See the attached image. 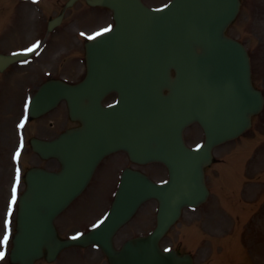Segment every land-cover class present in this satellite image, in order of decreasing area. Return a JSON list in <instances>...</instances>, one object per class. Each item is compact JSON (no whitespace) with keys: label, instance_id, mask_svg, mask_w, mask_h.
Masks as SVG:
<instances>
[{"label":"water","instance_id":"1","mask_svg":"<svg viewBox=\"0 0 264 264\" xmlns=\"http://www.w3.org/2000/svg\"><path fill=\"white\" fill-rule=\"evenodd\" d=\"M187 4L191 7L180 14L178 12L172 26L159 30L154 38H143L142 45H136V51L131 46L136 57L129 53V58L127 53L118 86L122 96L120 113L129 109V98L125 97L133 93L131 106L135 105L134 110L149 113L146 119L155 121L158 129L153 134L154 143L146 147L145 152L168 160L173 180L163 185L145 180L126 183L120 199H124L122 194H125L128 203L119 199L113 218L104 227L82 238L61 242L52 219L86 184V176L76 180L80 164L85 159L78 156L68 163L61 177L43 176L46 180L56 179L52 181L54 184L42 185L36 190L31 187L23 196L19 232L12 253L14 261L32 264L42 255L43 246H47L53 257L62 245L95 240L101 244L112 264H182L173 252H162L158 240L178 217L182 205L195 203L200 194H206L203 165L210 160V146L240 132L248 124L250 113L260 109L263 101L261 94L250 88L249 62L245 52L219 32L218 26L224 21L215 23L207 38H196L198 30L192 28V23L198 22L200 8L205 6L199 5L197 0H177L172 12L176 13L179 6ZM187 16L189 22L185 20ZM181 25H185L182 30ZM187 32V38H195V48L188 54L174 48L169 39L186 38ZM118 33L119 30L115 34ZM14 58L0 54V67ZM172 66L178 69L177 79L169 73ZM164 87L171 90L169 96L162 95ZM192 119L202 122L208 141L201 149L189 153L180 132L183 123ZM148 194H157L161 200L159 226L148 237L134 239L122 250H115L110 222L126 218ZM117 211H123L120 217H117Z\"/></svg>","mask_w":264,"mask_h":264},{"label":"rangeland","instance_id":"2","mask_svg":"<svg viewBox=\"0 0 264 264\" xmlns=\"http://www.w3.org/2000/svg\"><path fill=\"white\" fill-rule=\"evenodd\" d=\"M259 0H255V4L258 3ZM259 4V3H258ZM261 7L257 9V11L259 10L258 16L259 19L257 20V22L255 23V29L257 32V66H258V73L261 76L260 77V82L263 83V79L262 77H264V21L263 22H259L260 18L263 19L264 18V0H261V4H259ZM256 11V12H257ZM91 17L87 20L84 21V25H91L93 22L99 20L100 18L103 17V15H97L95 11H91ZM241 25L239 26V28L236 29V32L245 36H247V32L250 31L251 28V16H248V14L246 15V13L244 12L241 16ZM247 41L250 40L249 37L247 38H243ZM5 38H2V40L0 41V44H2L4 47L3 49H7V48H12L14 49L15 47L12 46L14 41L12 38H10L9 40H7V43H5ZM13 41V42H10ZM14 47V48H13ZM14 82H11L7 85V88L9 87V91L11 94L15 93V86L12 84ZM258 122H259V127H258V131L261 132L264 135V112L263 115H261L258 118ZM200 129L198 126H194L193 128V135L191 136V141L195 144L197 142H199L202 139V134L200 135ZM235 147L238 148V146L236 144H234ZM9 156H6V159L3 160L2 158H0V164H4V165H8L9 163ZM256 163L258 164L257 168L255 169V171L261 169L264 167V152L259 154ZM162 175V174H161ZM249 177H255L251 172L247 174ZM259 179V178H257ZM261 180V179H260ZM11 181V168H10V175H6L3 178H0V194H5V192L7 191L6 188H1V186L5 183H8ZM219 185H217L218 187ZM229 190V189H227ZM264 191V189H262L261 186H259L258 184H254V185H250L247 187H244L243 189V194H262ZM96 194H103V188L98 189V192ZM7 196V195H6ZM104 196V195H103ZM102 196L99 197L97 199V203L94 206V204H91L88 206V204L79 202L77 204V206H75L71 212L67 213L65 216H69L66 218V221L71 219L69 224H64L62 223L61 225V230L64 234L67 233H72L74 232L77 225L83 221V220H87L91 217H93L94 215H96V211H100L103 207L102 204ZM83 204V205H81ZM6 205V202H3L1 208H0V231L2 230L3 227V217H4V207ZM94 206V208H93ZM141 213V212H140ZM191 214L190 212H186L185 216L182 220V222L180 223V225L176 226L172 231L171 234L168 236L167 239H172V240H177V239H182V237H187L188 234V229L190 228V222H192V220L190 219ZM202 219H206L208 220V223H210L208 225V227H220V225L222 224V222H224V217H221L220 215V210L218 206H215L212 208V212L210 213V215H202L201 216ZM141 219H143V223L141 222V220H138V222H134L133 224H131L130 226H128L127 228H124V232L123 235L128 236V235H132L135 234L138 231H146L148 229H150L153 225H154V209H153V205L152 204H147L146 208L143 209L140 217ZM5 219V217H4ZM93 221V220H92ZM203 221V220H202ZM141 223V224H140ZM204 228L200 227V229H198L199 234L204 235ZM206 231V230H205ZM2 232H0L1 235ZM191 238V237H190ZM0 239H2V236H0ZM188 239V238H187ZM121 242H119L120 244ZM0 251H4V246L0 245ZM5 261L3 262V264H8V259L3 258ZM45 261L41 262L40 264H43ZM78 264V263H75Z\"/></svg>","mask_w":264,"mask_h":264},{"label":"snow or ice","instance_id":"3","mask_svg":"<svg viewBox=\"0 0 264 264\" xmlns=\"http://www.w3.org/2000/svg\"><path fill=\"white\" fill-rule=\"evenodd\" d=\"M110 30V27L109 28H105L103 29L102 31L103 32H107ZM100 33H96V35H99ZM93 37H89V39H91ZM38 43L33 45L31 48L27 49V51L31 52L33 51L34 48H36L38 46ZM19 127H23V122H21V124L19 125ZM19 150H17L16 152V158L19 157ZM19 181V170H17V182ZM15 201H16V187L15 185L13 186V189H12V199H11V203H10V206H9V215H11V205L12 204H15ZM7 224H8V221H5V225L7 227ZM75 239V237H73ZM8 239H9V235H8V232L6 231L5 234L3 235V238L0 239V245H6L7 242H8ZM5 253L4 251H0V259H3Z\"/></svg>","mask_w":264,"mask_h":264}]
</instances>
